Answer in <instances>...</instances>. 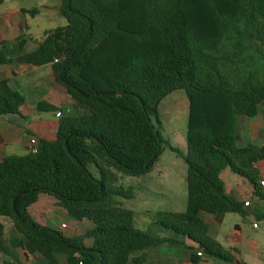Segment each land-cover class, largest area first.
<instances>
[{
  "label": "trees",
  "instance_id": "obj_1",
  "mask_svg": "<svg viewBox=\"0 0 264 264\" xmlns=\"http://www.w3.org/2000/svg\"><path fill=\"white\" fill-rule=\"evenodd\" d=\"M59 11L67 26L36 50H25L26 39L1 44L0 65H52L75 106L62 116L40 102L39 112L60 113L56 140H39L36 154L0 159V264H27L20 250L34 264H149L147 253L134 254L164 244L191 251L193 264L203 256L247 264L212 235L202 213L217 199L248 212L225 193L212 169L216 154L252 185L263 204L254 214L264 219L257 168L264 146L236 139L238 117L255 118L264 103V0H61ZM179 90L190 104L186 154L160 131V105ZM25 102L0 81L6 114H19ZM167 147L186 161L188 201L171 220L158 213L156 224L183 240L137 229L135 213L118 202L135 195L120 180L148 175ZM42 195L95 227L66 236L39 224L29 210Z\"/></svg>",
  "mask_w": 264,
  "mask_h": 264
},
{
  "label": "rangeland",
  "instance_id": "obj_2",
  "mask_svg": "<svg viewBox=\"0 0 264 264\" xmlns=\"http://www.w3.org/2000/svg\"><path fill=\"white\" fill-rule=\"evenodd\" d=\"M61 0H7L0 4V15L23 11V18L16 21V33L14 28L9 33L21 35L27 32L22 39L32 40L33 48L48 38L52 32L67 26V20L60 15L59 5ZM34 10H38L34 13ZM189 102L184 90H179L169 95L160 105L159 114L162 125L160 131L162 136L177 148H185L187 145ZM68 110V107L65 108ZM187 164L181 154L173 153L168 147L163 152L160 160L155 164L153 170L144 177L124 176L120 185L134 190L133 199L118 198L123 208L132 210L135 213V227L148 234L159 237H174L173 232L163 229L156 224L157 215L161 213V219L171 220V213L186 211L188 201V190L186 183ZM250 200L252 198L250 197ZM254 207V206H253ZM253 207L248 209L245 215L234 213L231 210L223 212L220 216L221 230L224 233H233L237 226L240 229L238 234L242 244L237 245L239 259L247 264H264V219L259 218L252 212ZM49 208V206H48ZM50 209V208H49ZM33 219L40 222V219L29 210ZM44 212L43 218L51 219L52 228H59L66 236H74L76 225L77 232L88 231L90 222L76 221L69 217L61 208H54L50 213ZM40 217V216H39ZM43 220V219H42ZM45 221V220H44ZM62 223L66 228L61 227ZM84 223V224H82ZM9 234L12 226H7ZM82 233V234H83ZM168 245V244H167ZM22 261L27 264H34L35 258L20 250ZM166 257V256H165ZM3 256H0V261ZM151 264H190L189 259L181 247L178 251H171L170 257L154 259ZM157 260V261H156ZM213 264L212 260H207ZM217 264H227L217 262Z\"/></svg>",
  "mask_w": 264,
  "mask_h": 264
},
{
  "label": "crops",
  "instance_id": "obj_3",
  "mask_svg": "<svg viewBox=\"0 0 264 264\" xmlns=\"http://www.w3.org/2000/svg\"><path fill=\"white\" fill-rule=\"evenodd\" d=\"M24 15L23 11H15L0 15V49L2 48V43H8L10 46L14 47L17 45L19 39H22V36L27 35L26 31H23L21 35L9 34L12 32L14 26V33H16L18 26H16L15 20L23 18ZM26 41V51H34L38 48L39 44L36 48H33L32 45L30 46L33 41ZM0 81L3 82L10 91H18L26 99L25 104H23L20 108L19 114H6L4 107L0 104V159L11 155L23 156L29 154V142L31 138H36L38 141L42 139L55 141L57 138V129L60 118L52 112H39L37 110L38 104L40 102H48L56 107H59L63 109L62 116L72 113L75 104L68 94L67 89L56 80L52 65L39 67L29 64H20L18 62H14L10 65H0ZM66 107H68V110H65ZM236 139L237 144L239 145L256 144L264 146V103L259 107V113L255 118L251 119L242 116L238 117ZM171 146L177 148L172 144ZM177 149L181 152V154L187 153V145L185 152L184 147L183 149ZM257 168L260 171L261 181H264V161L257 163ZM212 169L216 173L226 194L230 195L233 199L242 204L249 201L251 204L247 207V209L254 206L252 210L253 213L262 211L263 204L254 197L252 185L245 178L235 174L231 168H229V166L226 165V163L216 154L213 156ZM250 197L254 200V202L250 200ZM56 203L57 200L54 197L42 195L40 200L30 207L31 212L40 219V222H38L39 224L48 227H51L49 225H53L51 219L43 218V214L45 211L49 214L50 210L60 208ZM229 210L232 211L229 205H227L223 200L217 199L212 201L205 208L202 215L205 221L210 225L212 235L219 242H221L225 248H236L238 250L237 245L242 244V240L238 235L240 233L239 227L237 226L236 230L230 234L224 233L221 230L222 228L219 218L223 212H227ZM86 220V222H90L92 225L91 227L90 225L86 226L89 227L86 229L90 230L95 227L93 221L89 219ZM84 221L85 219L83 222ZM63 224L65 223H62V225ZM56 229L59 230L57 226ZM77 229L78 226L76 225L74 236H78L83 233L77 232ZM185 243L188 246L196 247L195 244L189 240H185ZM86 244L91 245L92 240H87ZM179 247L184 249L190 264H193L190 261L191 251L180 245L164 244L159 248H152L148 250L143 249L135 253L134 256L147 253L148 262L151 264L155 261L154 259H159V261H161V259L170 257L171 251H178ZM209 259L210 258L203 256L199 264H208L207 260Z\"/></svg>",
  "mask_w": 264,
  "mask_h": 264
},
{
  "label": "built area",
  "instance_id": "obj_4",
  "mask_svg": "<svg viewBox=\"0 0 264 264\" xmlns=\"http://www.w3.org/2000/svg\"><path fill=\"white\" fill-rule=\"evenodd\" d=\"M56 62H58V60H56ZM57 116L60 117V113H58ZM38 143H39L38 139L31 138V140L29 142V153L36 154L38 152ZM262 184L264 185V181H262ZM245 205L250 206V202L246 201ZM62 227L66 228V224H63Z\"/></svg>",
  "mask_w": 264,
  "mask_h": 264
}]
</instances>
